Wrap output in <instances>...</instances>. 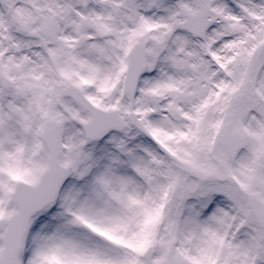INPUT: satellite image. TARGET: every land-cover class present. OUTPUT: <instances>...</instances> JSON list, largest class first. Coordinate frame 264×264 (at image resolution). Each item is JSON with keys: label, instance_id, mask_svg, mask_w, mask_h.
Wrapping results in <instances>:
<instances>
[{"label": "snow or ice", "instance_id": "snow-or-ice-1", "mask_svg": "<svg viewBox=\"0 0 264 264\" xmlns=\"http://www.w3.org/2000/svg\"><path fill=\"white\" fill-rule=\"evenodd\" d=\"M0 264H264V0H0Z\"/></svg>", "mask_w": 264, "mask_h": 264}]
</instances>
